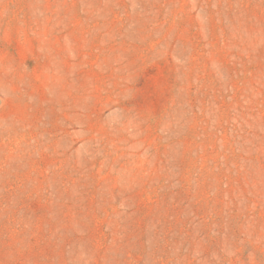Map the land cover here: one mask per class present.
<instances>
[{
    "label": "rangeland",
    "instance_id": "rangeland-1",
    "mask_svg": "<svg viewBox=\"0 0 264 264\" xmlns=\"http://www.w3.org/2000/svg\"><path fill=\"white\" fill-rule=\"evenodd\" d=\"M0 264H264V0H0Z\"/></svg>",
    "mask_w": 264,
    "mask_h": 264
}]
</instances>
